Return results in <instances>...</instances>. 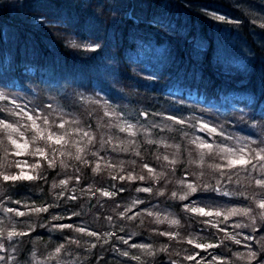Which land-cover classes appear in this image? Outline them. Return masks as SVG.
Here are the masks:
<instances>
[{"label": "trees", "instance_id": "1", "mask_svg": "<svg viewBox=\"0 0 264 264\" xmlns=\"http://www.w3.org/2000/svg\"><path fill=\"white\" fill-rule=\"evenodd\" d=\"M211 13L224 16L225 20L216 19ZM261 25H264V0H0V95L8 98L0 100V120L18 121L29 140V148L15 155L17 150L0 131L3 141L0 171L13 174L19 171L16 162L27 161L30 165L39 161L42 167L32 174L43 176L15 184L0 179V198H3L0 207L27 211L25 205H54L48 212L24 217H14L11 213L7 216L0 211V223L5 226L16 223L18 230L27 231L28 236L21 237L23 244L33 247L36 255L46 258L55 246L65 244L67 250L60 258L76 259L80 264H138L131 255L141 256L145 264H173V261L194 264L184 257L197 252L203 257L201 264L218 255L227 257L229 264H247L233 253L247 254L248 245L259 251L256 241L264 236L259 220L256 230L235 227L236 223H251L245 216L231 217L220 224L242 241L236 244L225 240V233L204 223L205 219L217 223L222 217L193 215L184 210V205L195 202L211 209L255 208L249 197L264 194V189L245 179L258 177L259 172H240L241 183H236L233 174L230 181L208 167L224 161L210 159L206 149L199 150L189 143L201 121L224 133L215 134L214 146L227 145L226 136L254 141L253 147L264 141V27ZM84 45L99 47L92 51ZM83 90L90 93L85 97ZM13 100L25 113L47 115L56 124L68 121L64 129L37 121L42 128L49 127L65 135L67 143L33 142L34 132L23 127L31 123L27 117L12 116L8 111H20L11 103ZM97 100L100 103H94ZM105 111L115 115L106 116ZM170 116L185 123L178 124L168 119ZM127 124L134 125V136L117 127ZM78 127L95 138L82 153L83 159L89 161L87 166L73 158L76 151L73 141L81 146L87 141L86 137L81 139L82 133L73 131ZM13 136L23 143L18 134ZM239 146H242L240 142ZM37 147L44 148L49 159L55 156L57 166L48 167L44 158L29 155ZM114 147L129 150L114 151ZM53 148L58 151L53 153ZM59 151H70L73 157L60 156ZM201 151L205 152L202 166L192 162L199 159ZM93 152L98 155L93 156ZM165 155L168 161L163 159ZM174 158L178 162L169 166ZM60 160L68 167L62 168ZM97 161L101 171L94 173L92 168ZM105 161L117 167L109 169ZM121 162L123 171L119 168ZM145 163L156 173H164L163 178H149L143 168ZM129 172L144 175L145 179L112 178L127 176ZM200 172L205 175L198 183L225 187L228 193L245 192V195L209 190L195 193L199 194L198 199L190 196L181 201L171 197L173 191L181 193L182 186L177 181H193L196 176L192 173ZM62 179L68 180L67 186L53 189L52 184H59ZM90 185L92 191L99 188L116 194L110 198L99 192L92 195L88 192ZM144 187L152 191L136 190ZM161 189L163 196L157 195ZM62 191L64 194L60 195ZM72 195L77 199H70ZM135 200L143 203L136 204L126 215H139L131 220L120 217L118 214ZM16 201L21 203L17 205ZM74 212L79 215H72ZM147 212L160 214L162 220L166 216L178 219L180 224L156 223V215L149 216ZM52 216L64 219L53 220ZM108 216L113 217L111 222L107 221ZM57 224L83 226L100 233L114 232L117 237L129 240V244L116 238L104 243L107 237L97 241L71 229H57L54 227ZM164 231L177 232L179 237L169 239L157 234ZM249 235L255 239H246ZM184 237L195 238L198 243L220 240L225 243L205 251L196 249ZM69 238L80 240L81 246L68 244ZM91 243L97 246L89 248ZM133 243L152 245L156 255L148 256L140 249L131 248ZM165 245L168 251H159ZM121 251H128L130 256L121 255ZM258 259L264 264V257Z\"/></svg>", "mask_w": 264, "mask_h": 264}, {"label": "snow or ice", "instance_id": "2", "mask_svg": "<svg viewBox=\"0 0 264 264\" xmlns=\"http://www.w3.org/2000/svg\"><path fill=\"white\" fill-rule=\"evenodd\" d=\"M211 15L214 16V18L219 19V20H225L224 16H216L215 13H211ZM264 27V25H261ZM75 42L73 41V44ZM79 46V45H77ZM84 47L88 48L89 50L95 51L96 48L99 47V45H84ZM8 98L4 95H0V100H7ZM11 103L15 106V108H19L20 111H14L13 109H8L10 115L12 116H19L21 114H24L27 117V120L30 121V125H24L23 127L25 129H31L34 132V135H32V141L35 142L37 140H44L47 142H52L55 145H60L62 143H67L66 136L65 135H59L56 132H53L49 127H41V124L37 123L38 120H42L43 125L48 126L50 123L56 124L55 121L49 120V117L47 115L40 117L34 115L32 112L25 113L22 108H20V105L16 103L15 100L11 101ZM94 103H100L99 100L94 101ZM106 103V102H105ZM51 107V105H49ZM106 116L107 115H115V112H110V111H105L104 113ZM147 115V113H145ZM168 119L175 121L178 124H184L185 121L182 119H177L175 116H170ZM69 122L66 120H62L58 124H56V127L58 129H64L65 126ZM73 123H78L77 121H73ZM119 130L121 132H128L130 135H135V131H133L134 125L132 124H127L126 126L123 125H117ZM199 127L200 130L206 131L209 133V135L212 134H217L218 129L215 126H212L206 122H199ZM0 131H3L6 134V139L7 141L15 147L17 150L14 154L15 155H20L22 152L26 151L29 148V140L25 136V132L21 130V126L19 125L18 121L15 122H9L7 119H2L0 120ZM73 131H76L78 133H82L81 139L84 137L87 138L86 143L81 146L80 143L73 141V144L75 146V155L73 157V153L68 151H59L60 156H69L73 157L76 161L81 162L85 166L88 165L89 161L86 159H83L82 153L85 152V149L87 148L88 144H92L95 142V138L90 132L84 131L83 128H75ZM13 133L18 134V136L23 139V143H21L18 139L14 138ZM219 135H224L222 131H219ZM229 140L233 139L231 136L228 137ZM149 143H153V141H148ZM0 143H3V141H0ZM119 143L123 144L124 141H119ZM131 143V141H129ZM160 143H164L163 141H160ZM190 144L196 145V148L199 150L206 149L207 150V155L210 159L212 158H219L220 160L224 161V163H211L208 165L209 168L213 169L216 172H219L221 176H226L230 181L232 180V175H236V183H241V178H240V172H248L249 170L254 171V172H259L258 177H246L250 183H254L258 188L264 189V141H261L260 144H257L255 147H253V144L255 143L254 141H240L242 146L239 147H229L227 145H213L212 143L207 142L201 137H195L189 140ZM103 146V145H102ZM173 147H176L177 149L180 147L179 145H173ZM129 149L127 147H114V151H128ZM58 150L53 148L52 152L55 153ZM9 153L7 149H5V155L7 156ZM222 154V155H221ZM29 155L32 156H40L44 158L47 161V166L48 167H56V157L53 156L51 159H49L48 152L44 148L37 147L35 151H32L29 153ZM93 156H97L98 153L93 152ZM136 155H140L139 152L136 153ZM102 159V158H101ZM163 159L168 161L169 157L167 155L163 156ZM178 161L174 158L169 161V166L175 165ZM193 163H198L201 166L205 162V152L201 151L199 154V159L192 161ZM133 163H135L133 161ZM59 165L63 167H68V165L65 163L64 160L59 161ZM105 166L109 169L116 168L117 165L112 164L111 162L105 161ZM11 167V165H9ZM41 164L39 161L33 164H28L27 161L23 162H16L15 163V168L19 169L18 172L13 173V174H8L5 171H0V179H2L5 183H13L15 184L16 182H21V181H34L37 179H43V176L41 174H36L33 175L32 171H35L36 169L41 168ZM30 169L29 170H26ZM119 168L121 171H123V162L119 165ZM143 168L147 170L149 174V178L153 179H162L164 176V173H156L155 170L147 163L143 165ZM225 169L229 171H225ZM239 169V171H236ZM79 171V169H77ZM92 171L94 173H99L101 171V166L100 162H96V166L92 168ZM109 175L111 176L112 173L111 171L109 172ZM192 175L196 176V179L193 181H186L184 179H181L177 181L182 186L181 193L178 194L176 191H173L171 193L172 198H178L181 201H186L189 199L192 194L197 193L199 191H219L220 189L216 187L215 185L208 184V183H203L200 184L198 181L200 180L201 177L205 175L204 172H200L199 175L196 173H192ZM113 179H120V180H129V181H134V180H144L145 176L144 175H133L131 172L125 175H120L119 177L112 176ZM78 180L79 177H76ZM68 184V180L62 179L59 181V184L53 183L52 188L55 189L59 186L66 187ZM219 184V180H217V185ZM123 190V189H121ZM137 191H142V192H151L152 188L150 187H144V188H138L136 189ZM88 192H90L92 195H95L96 192H99L101 196L104 197H112L116 193L110 192L107 190L103 189H96L95 191H92V186L90 185L88 188ZM63 191L60 193V195H63ZM164 190L161 189L160 191L157 192V195L163 196ZM245 195V192H236V193H228L225 192L224 195ZM252 201L253 204L255 205V208L249 206V207H244V208H238V207H232V208H227V209H211L206 206H199L195 204V202L191 204H185L184 205V210L186 212H189L193 215H198L201 217H222L223 219L217 223H213L211 219H205L204 223L206 225H209L213 228H216L219 232L225 233V240H231L236 244H240L242 241L240 239H237L236 235L228 233L226 228L220 227L221 223L226 222L229 220L231 217H236V216H245L248 217L251 221L249 224H244V223H236L235 227L237 228H248L251 227L253 230H256V225H257V220H259L262 223L261 231H264V194H261L259 197L255 196L253 194L252 196L249 197ZM72 200H76L77 196L72 195L70 197ZM17 205L21 203V201H16L15 202ZM143 203L142 201L135 200L132 202V205L130 207H126L124 211L120 212L118 215L120 217L126 218V219H135L136 216L139 215V213H136L132 216L126 215L128 212L131 211L132 207H135L136 204ZM3 205V198H0V206ZM54 205H47V206H32L29 207L28 205H25L27 211H21L18 208H11V207H0V211H3L5 213H11L14 215V217H24L26 215L35 213H44L48 212L50 207H53ZM72 215L78 216L79 213L74 212ZM147 215L152 216L156 215V223H164L167 221L168 224L170 225H179L180 221L175 218L169 219L167 216L162 220L160 219V214L158 213H152V212H147ZM53 220H62L64 217L62 216H52ZM113 219L112 216L107 217V221L111 222ZM143 223V222H141ZM57 229L63 230V229H71L77 233H80L82 235H86L89 237H95L97 241H100L102 237H107L104 239V243H108V240L112 238L119 239L123 244L128 245L129 240L124 239L123 237H117L116 233H100L99 231H93L90 230L86 227L80 226L76 227L72 224H57L54 226ZM29 231H31V226H29ZM27 231H22L18 230L16 227V223H12L10 225L5 226L3 223H0V237H6L8 240H12L15 237H26L28 236ZM158 235L162 236H167L169 239H177L179 237V233L177 232H172V231H164V232H158ZM134 235V233H133ZM182 239H185L187 243L189 244H194V247L196 249H201V250H207V249H215V248H220L224 243L225 240H220L218 243H212V242H205V243H198L195 242V238L192 237H184ZM246 239L248 240H254L255 237L253 236H247ZM68 244H74L76 246H81L80 240L78 239H71L67 241ZM256 243L259 244V251L253 250L251 245H248V251L247 254L244 253H233V255L238 259V260H245L247 261V264H252L253 261H256V264H261V260L258 259V257H264V236H261V238L256 241ZM97 245L96 243H91L88 245L89 248H95ZM131 248H137L140 249L142 253L148 256H155L156 251L153 250V246L150 244H131ZM4 248V244L0 243V249ZM66 245L65 244H59L54 247V249L49 253V255L46 257L47 260L49 261H56L57 264H59L60 256L61 254L66 251ZM159 251L161 252H166L168 251L167 246H162ZM123 256H130V253L128 251H121L120 253ZM33 256H35V253L33 252ZM199 257V259H198ZM4 257H0V260H3ZM132 260H136L138 264H145V262L142 260L141 256L138 255H131ZM185 260L189 261H194V264H201V261L203 260V257L199 252H197L195 255H187L184 257ZM173 264H176L175 261H173ZM206 264H229L228 258L223 256V255H218V256H212L210 260L206 262Z\"/></svg>", "mask_w": 264, "mask_h": 264}, {"label": "rangeland", "instance_id": "3", "mask_svg": "<svg viewBox=\"0 0 264 264\" xmlns=\"http://www.w3.org/2000/svg\"><path fill=\"white\" fill-rule=\"evenodd\" d=\"M86 91L87 90H83V95L85 94V97L87 96V93H90ZM193 136L201 137L207 142L212 144L215 143L217 139L215 134L209 135V133L206 131L202 132L200 128L194 132ZM239 142H240L239 138L233 137V139L231 140L227 139V146L237 147V144ZM224 188L225 187H221L219 191L224 193L228 192ZM229 188H231V190L233 189L231 185L229 186ZM192 196L197 197L198 199L199 194L196 195L194 193ZM166 211L168 212L169 210L166 209ZM6 214L7 216H9V213ZM0 218L2 219V216ZM0 243L4 244V248L0 249V257H4V259L0 260V264H57L56 261H49L45 257H40L36 254L35 256H33V252L35 253L33 247L30 246L25 247L21 237H15L12 240H8L6 237H0ZM59 264H80V263H78L76 259L60 258Z\"/></svg>", "mask_w": 264, "mask_h": 264}]
</instances>
